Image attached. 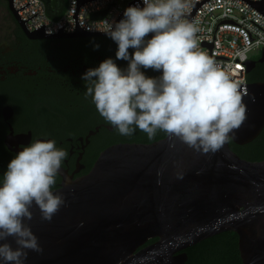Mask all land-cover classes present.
<instances>
[{"label":"water","instance_id":"obj_1","mask_svg":"<svg viewBox=\"0 0 264 264\" xmlns=\"http://www.w3.org/2000/svg\"><path fill=\"white\" fill-rule=\"evenodd\" d=\"M6 1L31 37L105 34L30 32L13 0ZM253 66L249 60L247 74ZM245 85L247 119L230 139L238 145L252 142L264 129V81ZM230 140L208 154L169 134L149 144H114L86 175L63 174L62 186L53 191L63 194L66 203L51 222L41 220L38 207L31 208L33 219L26 223L43 253L29 250L25 264H185L187 255L178 252L227 231L238 234L242 264H264V160L242 158ZM7 242L16 247L12 238Z\"/></svg>","mask_w":264,"mask_h":264},{"label":"clouds","instance_id":"obj_2","mask_svg":"<svg viewBox=\"0 0 264 264\" xmlns=\"http://www.w3.org/2000/svg\"><path fill=\"white\" fill-rule=\"evenodd\" d=\"M143 5L127 7L119 22L105 19L89 27L118 45L116 59L128 61V67L121 69L108 58L88 69L82 76L85 98L91 97L120 135L131 136L139 129L152 139L160 130L198 153L219 151L247 119L245 81L200 47L201 21L185 19L194 0H143ZM149 33L154 35L146 40ZM141 68L162 70V75L148 77ZM67 156L56 141L37 139L9 162L0 183L3 264H25L29 250L43 253L26 221L33 219V205L48 222L65 206V197L54 194L53 187Z\"/></svg>","mask_w":264,"mask_h":264},{"label":"flooded vegetation","instance_id":"obj_3","mask_svg":"<svg viewBox=\"0 0 264 264\" xmlns=\"http://www.w3.org/2000/svg\"><path fill=\"white\" fill-rule=\"evenodd\" d=\"M0 1L6 3L11 19L0 22V176L22 147L37 139L54 140L57 148L68 152L54 190L62 186L63 174L73 179L86 175L100 153L114 144H149L166 136L158 130L149 139L139 129L131 136L120 135L101 117L91 97L85 98L82 76L88 69L108 58L121 69L128 67V61L116 59L118 45L110 37L85 33L31 37L10 12L8 2ZM128 51L131 55L134 49ZM261 57L262 53L251 59L254 66L250 74L256 75L264 66ZM141 71L148 77H159V71ZM156 241L150 239L138 250ZM196 245L178 252L187 255L185 264L190 263V251L197 249Z\"/></svg>","mask_w":264,"mask_h":264},{"label":"built area","instance_id":"obj_4","mask_svg":"<svg viewBox=\"0 0 264 264\" xmlns=\"http://www.w3.org/2000/svg\"><path fill=\"white\" fill-rule=\"evenodd\" d=\"M66 1V9L58 19L48 15L44 0H13V7L28 31L43 30L46 34L77 30L103 33L89 27H96V23L105 19L119 22L129 6L144 7L143 0ZM260 4L264 9V0H194V7L185 16L189 21L197 18L201 21L202 31L197 34L202 37L200 47L218 63L231 66L233 77L245 83H249L247 62L252 59L251 54L264 50V10L258 8ZM103 12V17L92 18L93 14ZM240 53L246 58L242 59Z\"/></svg>","mask_w":264,"mask_h":264},{"label":"trees","instance_id":"obj_5","mask_svg":"<svg viewBox=\"0 0 264 264\" xmlns=\"http://www.w3.org/2000/svg\"><path fill=\"white\" fill-rule=\"evenodd\" d=\"M44 1L48 7V15L54 19H58L67 6L66 0ZM247 81H264V66L256 75L247 74ZM230 146L234 152L244 159L250 161L264 160V129L252 142L238 145L230 140ZM7 166L8 164L2 168L4 172L7 170ZM3 174L0 176V183H2ZM238 240V234L233 231L223 232L203 240L196 245L197 249L190 251L189 264H221L222 262L223 264H242ZM199 253L203 254L199 255Z\"/></svg>","mask_w":264,"mask_h":264},{"label":"rangeland","instance_id":"obj_6","mask_svg":"<svg viewBox=\"0 0 264 264\" xmlns=\"http://www.w3.org/2000/svg\"><path fill=\"white\" fill-rule=\"evenodd\" d=\"M5 6H6V3L3 1H0V22L11 20L9 13L7 11V8ZM260 54H261V51H256V52H253L251 54V56H252V58H256V57L260 56Z\"/></svg>","mask_w":264,"mask_h":264},{"label":"snow or ice","instance_id":"obj_7","mask_svg":"<svg viewBox=\"0 0 264 264\" xmlns=\"http://www.w3.org/2000/svg\"><path fill=\"white\" fill-rule=\"evenodd\" d=\"M237 67H239V65H237Z\"/></svg>","mask_w":264,"mask_h":264}]
</instances>
